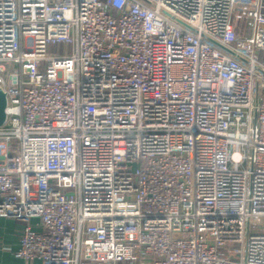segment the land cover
I'll use <instances>...</instances> for the list:
<instances>
[{
	"label": "built area",
	"instance_id": "2783aa9c",
	"mask_svg": "<svg viewBox=\"0 0 264 264\" xmlns=\"http://www.w3.org/2000/svg\"><path fill=\"white\" fill-rule=\"evenodd\" d=\"M0 87L23 264H264V0H0Z\"/></svg>",
	"mask_w": 264,
	"mask_h": 264
},
{
	"label": "crops",
	"instance_id": "0c3cea01",
	"mask_svg": "<svg viewBox=\"0 0 264 264\" xmlns=\"http://www.w3.org/2000/svg\"><path fill=\"white\" fill-rule=\"evenodd\" d=\"M22 222L6 216H0V264H23L15 254L19 247ZM32 264H44L36 259Z\"/></svg>",
	"mask_w": 264,
	"mask_h": 264
},
{
	"label": "water",
	"instance_id": "95a60500",
	"mask_svg": "<svg viewBox=\"0 0 264 264\" xmlns=\"http://www.w3.org/2000/svg\"><path fill=\"white\" fill-rule=\"evenodd\" d=\"M6 108H7V94L0 87V126L3 125L6 121L7 118Z\"/></svg>",
	"mask_w": 264,
	"mask_h": 264
},
{
	"label": "rangeland",
	"instance_id": "374dc122",
	"mask_svg": "<svg viewBox=\"0 0 264 264\" xmlns=\"http://www.w3.org/2000/svg\"><path fill=\"white\" fill-rule=\"evenodd\" d=\"M63 48H64V45L62 43L56 44V45H50V51H52V52H57V51L61 52L63 50ZM15 144H16L15 141H12L10 144L11 153H15Z\"/></svg>",
	"mask_w": 264,
	"mask_h": 264
}]
</instances>
